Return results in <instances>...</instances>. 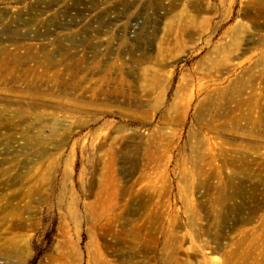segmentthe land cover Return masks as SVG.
<instances>
[{"label":"rangeland","instance_id":"1","mask_svg":"<svg viewBox=\"0 0 264 264\" xmlns=\"http://www.w3.org/2000/svg\"><path fill=\"white\" fill-rule=\"evenodd\" d=\"M263 200L264 0H0V264H223Z\"/></svg>","mask_w":264,"mask_h":264},{"label":"bare ground","instance_id":"2","mask_svg":"<svg viewBox=\"0 0 264 264\" xmlns=\"http://www.w3.org/2000/svg\"><path fill=\"white\" fill-rule=\"evenodd\" d=\"M85 60V59H84ZM94 61V60H93ZM81 60H76V59H70L69 63L66 64H62V69L60 70H55L53 73L52 79L55 82H60L62 83L64 81L63 77L64 76H69V78L73 77V75L75 73H77L79 71V64H80ZM35 64V63H34ZM55 66V64H52ZM41 67L43 68V64L41 65ZM48 67V66H47ZM51 68V66H50ZM70 68H72V70H70ZM110 70L113 69L112 66L108 67ZM44 70V68L42 69ZM105 70V69H104ZM45 72V70L43 71V73ZM102 81V85H97L95 84V88L94 91H100V92H105L106 88L104 87L106 84V86L112 85V87H109V89H107L108 91H112L111 89H114V85L116 86V89H120L123 87V82L122 81H113L110 77L108 76H103L101 78ZM94 86V85H93ZM240 195V194H239ZM229 197H226L224 200H228ZM263 207L264 208V200L259 203V207L260 208ZM257 208H253L252 212H256ZM264 219V215L263 218ZM249 233V232H248ZM243 233L242 235H240L239 237H237L235 240V242L233 244L228 245L226 244V247L228 248L229 251H226L225 253V257L222 260L223 264H264V244L262 245H257L255 244V242L253 241L252 238L249 237H253L252 235H250V233L248 234ZM264 241V240H263ZM262 241V242H263ZM230 244V243H229ZM224 246V248H226ZM259 252L258 254V259H256L255 257L253 258L252 256V252ZM224 254V253H223ZM248 260H252V262H248ZM205 264H213V263H209L207 261H205Z\"/></svg>","mask_w":264,"mask_h":264}]
</instances>
